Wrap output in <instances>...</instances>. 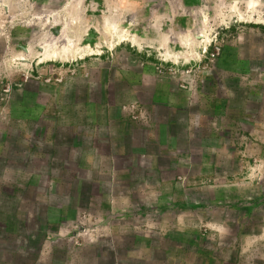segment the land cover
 <instances>
[{"label":"rangeland","instance_id":"obj_1","mask_svg":"<svg viewBox=\"0 0 264 264\" xmlns=\"http://www.w3.org/2000/svg\"><path fill=\"white\" fill-rule=\"evenodd\" d=\"M255 1L0 0V264H264Z\"/></svg>","mask_w":264,"mask_h":264},{"label":"bare ground","instance_id":"obj_2","mask_svg":"<svg viewBox=\"0 0 264 264\" xmlns=\"http://www.w3.org/2000/svg\"><path fill=\"white\" fill-rule=\"evenodd\" d=\"M247 7H248V9H250V11L251 12H253V11H255L256 9H257V7H258V5H257V2L255 1V0H248V2H247ZM238 14H239V16H245V13H243L241 10H238ZM252 16V14L250 15V17ZM112 32V31H111ZM123 38V35H121V34H119V40L120 39H122ZM207 39H209V38H207ZM70 41V40H69ZM208 41V40H207ZM44 52H43V54H44V56H46V57H48V56H51V57H57V56H62V57H65V56H70L71 54H76L77 53V49H75V48H73V46H72V44H71V42H69V45L68 46H66V47H64L61 51H60V53H58L56 50H53V51H50L51 49H49V47L48 46H45L44 47ZM76 52V53H75ZM78 53H81V51L80 52H78ZM59 54V55H58ZM73 54V55H74Z\"/></svg>","mask_w":264,"mask_h":264},{"label":"crops","instance_id":"obj_3","mask_svg":"<svg viewBox=\"0 0 264 264\" xmlns=\"http://www.w3.org/2000/svg\"><path fill=\"white\" fill-rule=\"evenodd\" d=\"M29 51V49H27ZM11 109L8 110V112L6 113V115H2V109H0V112H1V120H4L5 118L8 119L9 121L12 122V124L16 123V127H17V130L21 129V128H24L25 125L24 123L27 121L26 119L24 120L25 118V113H24V110L23 108H21L19 105H16V106H12L10 107ZM1 122V121H0ZM14 122V123H13ZM5 129H7L6 127L4 126H0V132H4L6 131ZM1 144V143H0ZM31 176H32V173H30Z\"/></svg>","mask_w":264,"mask_h":264}]
</instances>
